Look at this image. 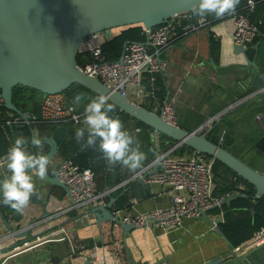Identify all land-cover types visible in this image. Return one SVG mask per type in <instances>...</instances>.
Returning <instances> with one entry per match:
<instances>
[{
	"label": "crops",
	"instance_id": "1",
	"mask_svg": "<svg viewBox=\"0 0 264 264\" xmlns=\"http://www.w3.org/2000/svg\"><path fill=\"white\" fill-rule=\"evenodd\" d=\"M213 30L225 31L226 34V38L219 42L216 61L210 54V31L207 29H200L177 38L160 52V59L166 64L161 75L165 89L164 100L167 98L173 100L176 126L188 131H194L212 118L226 116L227 128L221 131L219 143H223L228 152L249 167L262 173L264 172V154L256 149L255 144L264 138V120L255 119L258 114L255 115L254 106L231 107L239 99L255 92L250 90L249 81L256 72L242 56L233 54L232 46L228 42V30L219 25ZM255 66L260 74H264L257 64ZM254 98L260 103L264 102V94H258ZM152 99L151 111L158 115L164 100L157 102L154 98ZM145 100L147 97L137 104L140 105ZM128 126V131L138 141L140 150L147 155L145 165L154 157L153 151L157 149L158 136L142 127L134 126L132 122H128ZM137 129H139L138 132ZM33 136L45 141L50 134L35 129L31 132L30 142ZM220 137H222L221 141ZM33 148L34 151H39L34 146ZM48 150L49 148L44 144L43 154L46 155ZM56 161V158L52 159L49 165L48 176L50 177L55 175ZM114 173L115 171L109 170V173L98 177L97 187L101 190L113 189L134 174L127 168L121 167L118 174L123 176V179L107 180V177ZM34 181L40 198L33 196L23 214L12 212L5 218L0 215V236L7 234L6 225L12 230L31 226L35 233L44 235L40 237L41 241L38 245L8 260L6 264H84L85 258H89L90 253L83 248L75 252L71 239L70 246L66 243L43 242L46 236L57 232L59 228H64L76 241H91L93 246L102 243L107 246V239L111 233L114 235L115 231L119 239V249L123 251L130 264H200L211 258L228 254L230 251L231 246L227 241L219 232L211 228V222L222 221L221 213L213 211V208L204 216L194 219L184 218L179 229L168 233L149 228L133 229L124 233L122 229L113 228L116 224L111 225L105 222L97 226L94 220H89L86 225L77 227L68 216L62 215L64 209L68 207L65 205L64 192L51 186L46 180L41 181L34 177ZM118 189L122 191L115 197L113 194ZM121 195L123 198H128L126 200L128 207L116 211L119 212V216L147 213L165 208L170 202L169 196L160 186L144 184L141 181L129 182L113 190L102 201L107 203L110 198H113L116 200L113 203L114 206ZM16 241L13 239L11 243ZM116 259L119 264V259Z\"/></svg>",
	"mask_w": 264,
	"mask_h": 264
},
{
	"label": "water",
	"instance_id": "2",
	"mask_svg": "<svg viewBox=\"0 0 264 264\" xmlns=\"http://www.w3.org/2000/svg\"><path fill=\"white\" fill-rule=\"evenodd\" d=\"M198 0H0V106L22 115L12 103L14 87H23L42 95L62 94L77 85L98 96H109V103L118 112L152 130L155 136H164L174 145L183 146L195 154L217 161L254 189L255 201L264 197V172L260 173L243 161L210 142L205 134H197L164 122L157 114L142 108L126 96L104 86L96 77L84 74L76 61L83 40L92 34L117 28L141 26L145 30L161 26L180 14L191 12ZM234 55H240L256 74L250 79V90L264 94V74L247 59L246 50L233 46ZM44 144L50 159L57 156V145L52 138ZM51 186L65 194V205L71 200L67 188L57 176L47 175ZM116 200L88 205L81 214L70 219L76 226L94 220L95 225L108 222L118 225L124 233L134 228L122 224L113 215ZM253 212V208L251 209ZM218 224V222H216ZM7 235L0 241V252L25 243L34 246L43 233H35L31 226L12 230L6 225ZM216 231L218 229L216 228ZM17 240L11 243L12 240ZM33 243V244H32ZM52 243V241H49ZM39 244V243H38ZM33 248V247H32ZM230 247L228 254L211 258L200 264H264V245L244 253ZM84 264H90L85 258Z\"/></svg>",
	"mask_w": 264,
	"mask_h": 264
},
{
	"label": "built area",
	"instance_id": "3",
	"mask_svg": "<svg viewBox=\"0 0 264 264\" xmlns=\"http://www.w3.org/2000/svg\"><path fill=\"white\" fill-rule=\"evenodd\" d=\"M257 3L256 0H247L242 8L221 17L215 23L206 19L205 22L198 23V18L192 20L187 13L173 16L161 26L149 30L142 29L144 42L126 43L121 57L115 62L105 61L101 50L104 42L112 38V30L92 34L80 44L77 54L78 68L84 74L96 77L110 90L126 96L136 104L140 103L143 98L152 96V92L146 91L142 85L144 74H163L166 64L160 59V52L175 39L200 29H207L215 40L222 42L226 38L225 31L213 30L219 25L229 31L228 42L232 47H242L246 50L255 38L264 33V28L260 32L258 26L249 21V17L252 15ZM153 80V78H150L151 83ZM128 93H130L131 98L128 97ZM258 94V91L247 94L231 107L239 106ZM158 115L164 122L176 125L172 99L167 98L161 103ZM218 118L208 120L194 131L197 134H204ZM255 119L258 121L264 120V113L258 114ZM82 121L81 114L75 113L74 108L68 104L65 96L57 94L42 96L37 116L25 113L19 115L18 118H14L11 122L26 125L39 122L50 124L70 122L78 125ZM221 140L222 137H220ZM178 147V145L173 144L167 150L159 152L164 156L162 163H154V157L123 183L113 189L101 192L96 191L91 170L79 169L70 159H57L55 175L67 188L71 200V204L64 209L62 215L68 216L74 212V217H76L84 212L88 205L103 203V198L113 190L129 182L141 181L144 184L160 186L170 198L169 205L165 208L135 216H119V212L114 211V217L122 224L130 225L134 229L149 228L168 233L179 229L184 218L194 219L204 216L208 210L219 207L224 201L223 198L213 197L212 167L214 160L195 153L190 157L174 156L173 152ZM3 157H0V159ZM5 172L6 168L0 167V174L2 175ZM211 226L213 230H216V222H211ZM6 235L0 236V241L4 240ZM43 240V242L66 243L70 246V236L64 228H59L57 232L51 233ZM40 241V239L35 241L37 244L34 246L25 243L22 247L0 252V264H6L8 260L31 250ZM262 245H264V229L255 232L249 240L240 246L243 247L244 253H246ZM237 251V247L234 248V252ZM89 253L90 264H118L113 252L105 245H95Z\"/></svg>",
	"mask_w": 264,
	"mask_h": 264
},
{
	"label": "trees",
	"instance_id": "4",
	"mask_svg": "<svg viewBox=\"0 0 264 264\" xmlns=\"http://www.w3.org/2000/svg\"><path fill=\"white\" fill-rule=\"evenodd\" d=\"M246 1L247 0H241L236 10L242 8ZM256 1L258 3L255 5L254 11L249 17V21L252 24L257 25L261 32L262 28H264V0ZM187 14L191 16L192 20L197 19L192 15V12ZM205 19L215 23L220 18H216L214 15L210 14ZM142 29L143 28L141 26L113 29L112 38L104 42L102 45L101 50L104 60L107 62L117 61L122 55L124 45L128 42L143 43L144 35ZM209 49L213 60L216 61L219 52V42L212 37L211 33L209 34ZM246 54L249 60L257 64L261 71H264V33H261V35L255 38L254 41L247 47ZM76 61L77 64H79L78 58H76ZM150 78L154 79L152 83H150ZM142 83L146 91L152 92V98H154L157 102H162L164 100L165 89L161 75L144 74ZM77 93H82L85 97L79 105L74 103V97ZM62 94L65 96L68 104L74 108L75 113L81 114L82 120L84 119V109L86 104L89 103L91 99L97 97L96 95L84 90L77 85L71 86ZM42 96L43 95L38 92L17 86L12 89L11 101L21 114L27 113L37 116L39 114V105ZM152 98L147 97V100L140 104V106L152 112ZM241 105L242 107L254 106L255 115L264 113V102L260 103L256 101V98L250 99ZM110 115L113 117H118L122 121L124 129L127 131L129 130V126L127 127L128 122H132L134 126H139L147 131L152 132V130L148 127L118 112L117 109H115V112L110 113ZM18 117L19 115L16 113L9 112L0 106V157L6 155L8 149L14 143V139L19 135H23L29 141L27 145L28 151L31 153H36L37 151H34V148L30 142L31 132L36 129L39 131L49 132V138H52L57 145L56 159H70L74 165L79 167V169L91 170L93 176L95 175V185L97 178L101 175L103 176L104 174L109 173V170H113L115 173L114 175H109L107 180H121L124 178L118 174V171L122 166L117 164L114 167H109L106 159L103 158L102 153L98 150V146L96 148L82 147V144H84L86 141L87 133H85V141H77L75 132L77 128L84 127L83 121L78 125H74L70 122L56 124L39 122L30 125L11 122L14 118ZM225 117L226 116H221L215 120L210 125L208 130L204 132V134L210 142L213 144H218L223 149L227 150L223 143H219L221 131L224 128H227ZM157 141L156 152L166 150L173 145V142L164 136H158ZM255 147L261 154H264V138H261L255 144ZM173 154L177 157H184L193 154V152L186 147L180 146L177 150H175V152H173ZM153 158L154 157L151 159ZM6 175H9L7 170L4 174H0V179ZM212 176L214 179L213 197L224 199L219 207L213 208V211H217L222 215V221L217 224L216 228L218 229L220 235L227 241V243L231 247L236 248L249 240L255 232L264 229V197L255 201L253 199V187L244 182L236 174L217 161L213 162ZM107 185L109 184L107 183ZM95 188L97 192L104 190L99 189L97 185ZM107 189L108 188H105V190ZM121 191L118 189L113 195L116 197L121 193ZM128 191H130V189ZM122 195L114 204L112 211H119L128 207L126 201L128 198H123ZM0 201H2V196H0ZM252 208L253 212H251ZM12 212L15 211L0 202V215L3 218H5L8 213ZM74 216V212L68 215L70 219L74 218ZM115 227L117 228L116 230L121 229L118 225L114 226L113 228ZM69 236L75 252H77L76 250H80L82 248L86 249L88 253L90 252L91 248L93 247V243L91 241L78 242L70 233ZM117 238V234L115 235L114 231V235L111 233V236H109L107 239L106 244L109 249L113 251V254L117 255L116 258L119 259V264H130L126 260L123 251L119 249V239Z\"/></svg>",
	"mask_w": 264,
	"mask_h": 264
},
{
	"label": "clouds",
	"instance_id": "5",
	"mask_svg": "<svg viewBox=\"0 0 264 264\" xmlns=\"http://www.w3.org/2000/svg\"><path fill=\"white\" fill-rule=\"evenodd\" d=\"M240 2L241 0H198L191 12L198 18V23H203L210 14L221 18L234 13ZM84 98L82 93H77L74 103L79 105ZM109 99V96L100 94L86 104L84 127L76 129V139L78 142L85 141L87 133L82 147L98 146L109 167L119 164L135 173L143 168L147 155L140 150L134 135L124 129L122 121L110 115L115 112V105L109 103ZM28 143L23 135L17 136L6 155L0 159V167L6 168L9 173L0 179V202L19 214L24 213L33 196L40 198L34 177L44 181L51 164L50 157L43 154L44 141L41 138L33 136L31 140V144L39 150L36 153L28 151ZM153 156L156 164L164 160L159 152L153 151Z\"/></svg>",
	"mask_w": 264,
	"mask_h": 264
},
{
	"label": "rangeland",
	"instance_id": "6",
	"mask_svg": "<svg viewBox=\"0 0 264 264\" xmlns=\"http://www.w3.org/2000/svg\"><path fill=\"white\" fill-rule=\"evenodd\" d=\"M128 97L131 98L130 93H128Z\"/></svg>",
	"mask_w": 264,
	"mask_h": 264
}]
</instances>
